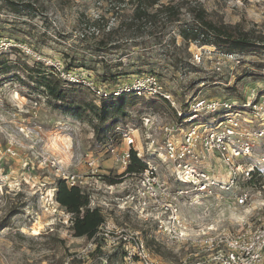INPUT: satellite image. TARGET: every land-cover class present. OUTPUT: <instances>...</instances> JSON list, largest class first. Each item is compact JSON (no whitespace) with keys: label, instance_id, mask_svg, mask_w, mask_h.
Instances as JSON below:
<instances>
[{"label":"rangeland","instance_id":"374dc122","mask_svg":"<svg viewBox=\"0 0 264 264\" xmlns=\"http://www.w3.org/2000/svg\"><path fill=\"white\" fill-rule=\"evenodd\" d=\"M30 1L37 9L34 14L0 10V264H64L71 256L73 264H101L100 249L84 258L78 256L90 240L76 237L71 230L66 211L56 201V182L63 171H83L80 160L88 151L103 158L106 171L115 174L119 169L105 154L89 118L82 120L70 115L58 108L42 87L29 84L26 58L18 54V49L10 50L12 46L5 48L4 43L28 44L44 57L65 64L70 61L85 64L100 78L109 67L113 72L123 71L120 80L139 74L140 68L155 73L183 109L195 96L240 101L252 92L264 93V52L235 54L236 59H225L218 72L214 62L222 51L211 45L187 43L176 26L150 36L133 35L127 28H119L126 25L133 12L129 0ZM174 1L203 7L210 19L236 25L253 37L264 35V0ZM180 18L189 21L192 15L184 7ZM113 28L118 31L109 38L120 48L95 51V44L103 37L107 40V33ZM135 43L145 44L133 47ZM148 44L153 48H146ZM198 48L204 49L205 56L200 63L194 60ZM27 59L30 65H35L36 61ZM247 71L253 74L245 75ZM106 83L113 84L111 80ZM75 88L76 101L100 103L86 88ZM136 98L128 108L130 119L126 122L134 119L133 114L137 117L145 112H166L173 116L174 109L163 99ZM258 201L255 196L246 227L259 224L258 217L264 215V206ZM107 212L108 225L140 231L156 261L213 264L203 254H195V248L187 242L165 239L157 232L155 222H144L118 207ZM226 224L231 230L237 229L234 221ZM108 264L129 263L123 250H119L110 254Z\"/></svg>","mask_w":264,"mask_h":264},{"label":"built area","instance_id":"2783aa9c","mask_svg":"<svg viewBox=\"0 0 264 264\" xmlns=\"http://www.w3.org/2000/svg\"><path fill=\"white\" fill-rule=\"evenodd\" d=\"M12 42H5V48L18 49L65 82L86 88L97 100L135 94L163 99L174 109L172 117L166 112L133 114V120L118 124L100 142L117 173L106 171L103 158L93 151L82 155L83 171L61 172L69 186L88 196L91 208H99L106 217L109 209L118 207L144 222H155L165 239L187 242L209 263L264 264V215L258 217L259 224L246 227L254 197L264 206V93L252 92L240 101L195 96L183 109L155 73L108 84L91 69L67 68L28 44ZM204 58V49L198 48L194 60L200 63ZM227 58L236 59L234 53L217 55L216 71ZM134 155L142 168L130 169ZM66 213L72 224L73 214ZM229 221L237 229L231 230ZM97 249L102 251L101 264H108L110 254L119 250L129 264H164L152 258L140 231L108 225L107 219L78 256ZM73 259L64 264H73Z\"/></svg>","mask_w":264,"mask_h":264},{"label":"trees","instance_id":"16d2710c","mask_svg":"<svg viewBox=\"0 0 264 264\" xmlns=\"http://www.w3.org/2000/svg\"><path fill=\"white\" fill-rule=\"evenodd\" d=\"M129 1L133 6V12L129 16V21L126 25L121 24L119 28H127L133 35L145 33L149 36L158 35V33L163 32V29H169V26L171 28L176 26L187 43L194 42L199 43V45H211L222 52L238 55L249 52H264V35L262 37H253L250 32L243 31L236 25L216 22L209 18L205 8L198 5L194 7L186 6L185 4L175 3L174 0L169 3H162L161 0ZM184 7L192 15V19L189 21H183L180 18ZM2 8H6L18 15L34 14L37 10L30 0H0V10ZM117 31L118 28L109 30L107 40L104 37L100 39L95 44V51L106 52L109 49L120 48L119 45L110 40L112 38L111 35ZM149 44L145 47L152 49L153 46ZM142 45L135 43L133 47ZM18 54L20 55V52ZM23 57L26 58L24 60L28 64L26 71L29 74V84L35 83L37 86L42 87L44 89L43 92L51 100H54L56 106L64 109L70 115L82 120L89 118V121L94 125L95 135L99 142H103L110 134L114 133L118 124L126 123L130 119L128 108L137 100L135 94L102 98L100 103H96L94 100L81 103L76 101L77 95L75 93H77V89L75 86L77 85L68 84L60 79L52 69L40 62L30 65L28 57L22 55ZM80 66L86 67L85 64L79 65L71 61L66 63L67 68ZM140 66L143 65L141 64ZM138 70L141 71L139 73L145 72L141 68ZM123 74V71L113 72L109 67L107 72L101 73V78H99L102 82L106 83V81L111 80L115 84L119 82V78ZM251 74H253L252 71L245 73V75ZM24 83L26 84V81ZM69 98L74 101L67 102L66 100ZM146 103L150 106L149 101H146ZM142 167L143 162L134 155L130 169ZM55 197L60 206L73 214L71 230L76 237H87L90 240L97 236L106 217L99 208H91L89 206L88 196L83 194L79 187L69 186L64 179L60 178L56 182ZM101 243L102 241L99 239V245Z\"/></svg>","mask_w":264,"mask_h":264},{"label":"bare ground","instance_id":"6f19581e","mask_svg":"<svg viewBox=\"0 0 264 264\" xmlns=\"http://www.w3.org/2000/svg\"><path fill=\"white\" fill-rule=\"evenodd\" d=\"M36 233H37V234H39V231H38V230H36Z\"/></svg>","mask_w":264,"mask_h":264}]
</instances>
